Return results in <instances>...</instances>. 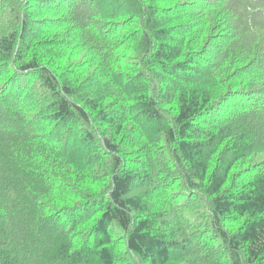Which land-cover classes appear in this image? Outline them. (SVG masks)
<instances>
[{
  "label": "trees",
  "instance_id": "1",
  "mask_svg": "<svg viewBox=\"0 0 264 264\" xmlns=\"http://www.w3.org/2000/svg\"><path fill=\"white\" fill-rule=\"evenodd\" d=\"M0 264H264V0H0Z\"/></svg>",
  "mask_w": 264,
  "mask_h": 264
}]
</instances>
